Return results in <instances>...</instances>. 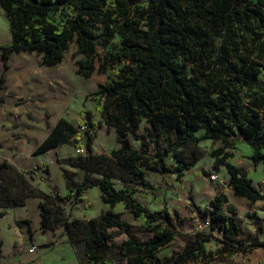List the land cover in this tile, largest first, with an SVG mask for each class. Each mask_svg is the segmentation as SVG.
Here are the masks:
<instances>
[{"label": "trees", "instance_id": "16d2710c", "mask_svg": "<svg viewBox=\"0 0 264 264\" xmlns=\"http://www.w3.org/2000/svg\"><path fill=\"white\" fill-rule=\"evenodd\" d=\"M0 7L10 30V40L0 45V86L13 52L34 51L42 65L53 66L74 42L83 55L75 62V73L85 79L95 70L121 64L114 79L85 95L92 97L104 126L115 131L117 147L110 155L91 152L90 131L101 125L91 120L89 111L79 112L84 121L77 125L60 117L32 154L65 143L77 145L80 126L85 125V154L59 159L76 167L62 168L66 194L53 188L52 194L44 193L27 179L32 170L18 171L1 161L0 218L3 209L23 205L26 196L40 197L39 227L60 226L71 245L81 243L79 264H186L198 257L205 261L214 254L264 248L257 235L242 233L234 205L223 209V193L214 194L203 211L207 227L192 233L181 232L165 206L150 212L135 199L137 191L154 202L162 199L144 170L183 176L198 160L197 150L186 159L184 148L196 149L201 141L211 140L222 144L209 156L213 167L224 166L233 194L250 202L264 200L245 168L230 162L239 141L250 147L251 164L262 165L264 171V0H0ZM115 35L121 38L119 48L98 57L95 67L96 45L109 43ZM142 121L147 125L140 134ZM130 136L139 148L132 147ZM150 144L154 154L148 153ZM167 153L174 154L173 166L164 160ZM114 177L120 187H115ZM93 186L107 208L86 219L65 214L62 201H84V192ZM119 203L151 233L148 238L130 234L116 211ZM15 224L21 227V221ZM121 234L125 239L116 242ZM176 238L183 246L160 257L158 251ZM211 240L219 244L214 251L205 248Z\"/></svg>", "mask_w": 264, "mask_h": 264}, {"label": "rangeland", "instance_id": "374dc122", "mask_svg": "<svg viewBox=\"0 0 264 264\" xmlns=\"http://www.w3.org/2000/svg\"><path fill=\"white\" fill-rule=\"evenodd\" d=\"M9 40L10 30L8 20L0 7V45ZM120 42L121 38L117 35L109 43L99 42L95 47V67L98 66V57H102L105 52L116 51L120 46ZM80 58H83V55L78 53L74 42L69 44L64 52L62 61L53 66L42 65L40 63V55L34 51L13 52L10 55L8 59L9 68L5 72V81L0 86V161L6 157H10L11 152H17V154L23 153L27 157L26 159H28L32 149L35 147L33 143L35 139L29 138L26 133L30 132L28 130L33 129L38 135L42 134V130L39 128L34 129L29 125L34 123L44 128L46 124L48 125V122L54 119L55 113L60 112H64L68 117L75 120L76 117H79L80 111H89L91 120L101 125L90 131V134H92V153L110 155V150L117 147L115 131L107 129L104 126L100 114L94 108L92 97L85 95L98 89L99 85L107 84L114 79V70L120 67L121 64L108 66L104 72L95 70L89 78L85 79L75 73V62ZM1 71L2 61L0 60ZM34 79L37 81L35 84L32 82ZM80 117L83 119L82 116ZM48 119L50 120L48 121ZM146 125L142 121L139 125L138 133H143V128ZM80 131L82 132L80 137L82 144L79 146L83 147L84 152L77 154L74 151L75 155L85 154L86 134L84 133V129H80ZM130 140L133 148H139L138 141L132 136H130ZM8 145H10V148H8ZM220 145H222L220 141L203 140L198 144L196 149L185 147L183 150L185 158L188 159L191 152L197 150L198 160L193 167L185 171L184 177L177 176L176 173L158 174L150 170H144L147 181L162 199L159 202H154L150 196L142 197L137 191L135 193L136 201L143 204L150 212L159 211L165 206L170 211L171 218L181 232L192 233L195 230L206 228L203 226V222L206 220L203 211L208 207V195L205 193L207 189L202 186L203 181H209L213 188L218 186V193L225 192L228 186V174L226 176L224 166L213 172L218 175V178L222 179V182L208 179L210 170L213 168V159L209 156V151ZM249 151L250 147L246 143L236 141L230 162L247 168L249 170L248 176L252 179L253 184L260 189H264V171L262 165L255 167L251 164L248 160ZM148 153L154 154L152 144L149 146ZM43 157L49 162L46 156ZM33 159H36V157H33ZM164 160L168 165L173 166L176 163L173 153H167L164 156ZM31 167L29 166V168ZM66 169L72 171L76 167L67 165ZM38 172L37 170L34 171V177L26 175L29 179H32L35 188L49 194H52L51 189L53 188L61 195H65L66 189L55 175L54 169L50 172V183H48L49 178L44 175L46 174L45 170L42 169L40 171V176ZM81 175L82 172L79 171L77 179L80 180ZM93 176L97 175L94 174ZM112 180L115 187L122 185L119 179L114 177ZM196 181L200 182L199 189L196 188ZM209 196H211L210 198L213 197L212 195ZM84 198V201L75 203L64 199L62 203L65 214L71 217L86 219L97 216L100 211L107 208V205L100 198V190L97 186L88 188L84 194ZM262 204L257 205L258 210ZM226 206L224 204L223 209ZM22 209V207L11 208L2 219L0 218L1 262L9 264L14 259L15 249L13 243L18 240L19 233V236L25 242L35 241L38 248H43L48 252L43 257L42 264H64V262L56 258L60 248L55 250L56 247L63 246L65 242V238L62 236L64 233L63 228L57 226L41 229L38 224L32 223L29 225V223L24 222L28 221V216L21 214L23 212ZM236 209L237 219L240 221L242 231L244 233H249L251 230H255L256 233L259 231L260 236L258 238L264 239V216L252 211H244L238 206H236ZM0 210L2 209L0 208ZM116 211L119 213V218L129 225L130 234L133 237L142 240L151 235L150 232L142 230L140 223L133 218L132 213L122 203L116 205ZM15 218L21 221V227L15 226ZM17 228H19L20 232H18ZM214 233L218 235L217 231H214ZM125 237V235L121 234L115 238V241L120 242ZM72 246L78 262L81 261L83 259L82 244L78 243ZM182 246L183 240L176 238L167 246L160 249L158 255L162 258L170 256ZM218 246L219 244L214 240L205 243L207 250L214 251ZM50 258H53V260ZM67 262H69V259H67ZM118 264H125V262L121 261ZM186 264H264V249H258L248 254L238 252L232 256L214 254L211 259L205 261L198 257L188 261Z\"/></svg>", "mask_w": 264, "mask_h": 264}, {"label": "crops", "instance_id": "0c3cea01", "mask_svg": "<svg viewBox=\"0 0 264 264\" xmlns=\"http://www.w3.org/2000/svg\"><path fill=\"white\" fill-rule=\"evenodd\" d=\"M32 82L35 84L37 81H36V79H34V81H32ZM76 112H77V110H76ZM80 116L81 115H79V117ZM60 117H64V118L68 119L72 124H75V122H76L75 125H77L78 121H84V119H82L81 117L80 118L76 117L74 120L73 118L68 117L64 112L63 113L60 112V113H55L54 119L52 121L48 122V125L46 124L44 128L39 127L38 125H35L34 123L29 125V126H32L34 129L39 128L40 130H42L41 135H38L35 132V130H33V129L28 130L30 132L26 133L29 136V138L31 137V138L35 139V141L33 142L35 147L43 140V138L47 135V133L50 131V129L53 127V125L56 123V121ZM49 120L50 119H48V121ZM29 143H30V141H29ZM80 144H82L81 138H80V141L77 143V145L73 144V143H65V144L58 145L54 148H51L45 152H42V153L36 154V155L32 154V151L35 148L34 147L31 151V155L29 156L28 159H26L27 157L25 155H23V153L17 154V152H11L10 157H6V158L2 159L1 161H6L7 163L11 164L15 169H17L18 171L32 170L33 172L31 175L33 177L35 175V173H34L35 170L39 171L38 175L40 176V171L42 170V167H43V161H45L47 163L48 171L47 172L45 171L46 174H44V175H46L49 178L48 183H50V172L52 169H54L55 175L57 176V178L60 180V182H62V184L65 187V181H64V178L62 176V168H67V165L65 163H59V159H65V158H69V157L78 156V155L74 154V151H75V146H79ZM8 148H10V145H8ZM250 154H251V149L248 153V157ZM43 156H46L47 160L49 162H47L44 159L45 157H43ZM33 157H36V159H33ZM248 160H249V158H248ZM27 164H28V166H27ZM258 165H260V164H258ZM258 165H256L255 167H258ZM29 166H32L31 167L32 169L29 168ZM222 167H223L222 165H220L218 168L213 167L212 170H210L209 175L214 174L213 173L214 171H217V170L221 169ZM243 168H245V167H243ZM245 170L247 171V175H248L249 170L247 168H245ZM185 173L186 172H184V175H185ZM44 175H41V176H44ZM184 175L182 177H184ZM226 176H227V172H226ZM27 179L29 180L30 184L32 186H34L32 183V179H29L28 177H27ZM208 179H209V176H208ZM195 183H196V188L199 189L200 182L196 181ZM202 186L205 189H207L205 193H206V195H208L207 196L208 201L211 199L210 198L211 196H209V195L213 196L214 194L218 193L217 192L219 190L218 186L217 187L215 186V188L211 187V183L209 181H206V180L203 181ZM260 190H261V192H264V189H260ZM41 191H43V190H41ZM66 191L67 190H65V194H66ZM86 191L84 192V194L86 193ZM44 193H46V192H44ZM223 194L226 196V202H225L226 205L232 204L235 206V208H236V206H238V207H241L244 211L248 210L247 212L252 211V212H255V213H258V214L264 216V204H262V203H264V200L263 201H257V202H250L249 200H247L243 197H238V196L234 195L229 186H227V190L225 192H223ZM40 200H41V198L38 196L29 195V196L25 197L23 205L12 207V208L22 207L23 212H21V214H25L28 216L29 225H31L32 223L39 225L40 216H39L38 202ZM258 204H262L259 210L257 209ZM10 209L11 208L3 209L5 211V215L7 214V211ZM236 211H237V209H236ZM16 220H17V218H15L14 223ZM15 226L18 227L16 224H15ZM240 227H241V225H240ZM18 229L19 228H17V230ZM17 230H15V231L17 232ZM241 231H242V227H241ZM18 232H20V231L18 230ZM242 233L244 235L260 236V232L258 231L256 233L255 230H251L249 233H244L242 231ZM19 235L20 234L18 233V240L14 241V243H13L14 249H15L14 255H13L14 259L9 264H42L43 263V257L48 252L46 250H44L43 248H38L37 245L35 244V241L34 242H31V241L25 242L23 240V238L20 237ZM62 236L65 238V242L63 243V246H59V247L55 248V250H58L60 248L58 250L59 252L56 255V258H58V260L64 262V264H79L77 257L75 255L73 246L69 242L65 232L63 233ZM259 239H261V238H259ZM38 240H41V239H38ZM261 240H264V239H261ZM0 241H1V239H0ZM32 245H35L36 249L32 252H29V248ZM12 247H13V245H12ZM260 249H264V248H260ZM0 256H2V241H1V245H0ZM67 259H69V262H67ZM51 260H53V258ZM0 264H6V263L1 262V260H0Z\"/></svg>", "mask_w": 264, "mask_h": 264}, {"label": "built area", "instance_id": "2783aa9c", "mask_svg": "<svg viewBox=\"0 0 264 264\" xmlns=\"http://www.w3.org/2000/svg\"><path fill=\"white\" fill-rule=\"evenodd\" d=\"M80 129L81 130H85V125H81L80 126ZM75 152L77 153V154H82L83 152H84V149H83V147H81V146H76L75 147ZM209 179L210 180H215V181H218V182H222V179L221 178H218V175L216 174V173H214V174H211V175H209ZM207 225H208V221H204L203 222V226L204 227H207ZM36 249V246L35 245H32L30 248H29V252H32V251H34Z\"/></svg>", "mask_w": 264, "mask_h": 264}]
</instances>
